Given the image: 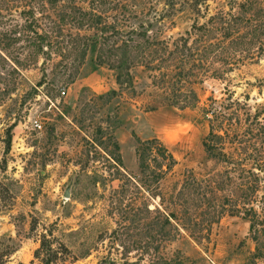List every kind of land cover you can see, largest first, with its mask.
I'll return each instance as SVG.
<instances>
[{
	"label": "rangeland",
	"instance_id": "rangeland-1",
	"mask_svg": "<svg viewBox=\"0 0 264 264\" xmlns=\"http://www.w3.org/2000/svg\"><path fill=\"white\" fill-rule=\"evenodd\" d=\"M218 3L0 0V264H264L252 261L242 211L248 198L264 225V51L217 76L197 68L186 82L195 97L179 107L143 62L118 83L105 44L83 58L59 45L93 33L81 13L92 7L97 26L115 17L117 36L168 39ZM31 21L51 46L35 60ZM148 139L141 164L137 141ZM219 207L200 242L169 224L158 237L155 222L169 211Z\"/></svg>",
	"mask_w": 264,
	"mask_h": 264
},
{
	"label": "trees",
	"instance_id": "trees-1",
	"mask_svg": "<svg viewBox=\"0 0 264 264\" xmlns=\"http://www.w3.org/2000/svg\"><path fill=\"white\" fill-rule=\"evenodd\" d=\"M205 1L203 0V2ZM93 10L92 7L90 10H83L81 13L86 15V27H95V29L99 27V31L94 29L91 34L76 33L60 40L63 42V44H59L61 47H68L66 53H72L83 58L90 46L96 45L99 49L101 44H105L104 59L109 67L115 69V78L118 83L122 82L121 76L124 74L127 76L126 69L128 67L143 62L144 65L156 71L154 77L161 85L160 88L164 90L167 103L179 107L189 105L191 99L195 97L194 90L187 86L186 82L192 81L191 78L194 79L197 68L204 72L210 71L214 76H217L224 69H231L233 65L245 59L258 58L264 51V0H220V3L204 20L192 22L182 33L168 39L117 36L119 35L117 31L119 26L113 20L115 17L106 22L105 26H97L101 19L99 18L100 15ZM28 11L32 12L22 8L18 13L24 14ZM32 23V21L28 22L27 25L32 30L30 45L32 57L35 60L39 53L45 52L47 55L46 49L50 45V40L45 30L42 33L37 32ZM81 24L83 25L84 22L80 18V24L77 23V28ZM107 30L109 32L105 33ZM60 46L55 45L54 47L60 48ZM147 49L157 53L156 58L145 57L144 52ZM99 55L101 54L99 53ZM150 58H154L155 62L149 63ZM215 135L219 136L218 134ZM150 140L137 141L138 146L140 145L137 153L138 156L140 154L141 164L143 163L146 143ZM209 146L205 144L206 150L211 149ZM217 150L221 153L219 147ZM209 151L215 153L213 150ZM161 155L172 160V156L166 148H164V154L161 153ZM165 164L167 165V163ZM187 184L188 182L184 180L177 190L176 196L179 201L185 199L184 188L188 187ZM245 200L244 204L247 206L243 205L242 211L243 216L248 220V230L254 241L253 250L250 252L254 262L256 257L264 258V244H259L257 236H255V233L260 235L259 232H264V225L261 224V228H257L256 211L252 205H249V199L245 198ZM231 208L233 210L230 211L237 213L240 211L236 205ZM221 212L220 207L219 210L212 208L207 212L200 211L196 215H191L185 209L178 213L169 211L163 215L162 219L157 218L155 222L158 227V237L162 236L160 229L165 224H169L174 233L178 231V228L185 229L194 241L200 242L203 237H208V225L215 221ZM159 257L163 263L167 262L165 258ZM110 264L112 263L110 262Z\"/></svg>",
	"mask_w": 264,
	"mask_h": 264
},
{
	"label": "water",
	"instance_id": "water-1",
	"mask_svg": "<svg viewBox=\"0 0 264 264\" xmlns=\"http://www.w3.org/2000/svg\"><path fill=\"white\" fill-rule=\"evenodd\" d=\"M64 196H68V188H65L64 192H63Z\"/></svg>",
	"mask_w": 264,
	"mask_h": 264
},
{
	"label": "built area",
	"instance_id": "built-area-1",
	"mask_svg": "<svg viewBox=\"0 0 264 264\" xmlns=\"http://www.w3.org/2000/svg\"><path fill=\"white\" fill-rule=\"evenodd\" d=\"M33 123H34V126H37V127L39 126V124L37 123V121H36V120H34V122H33Z\"/></svg>",
	"mask_w": 264,
	"mask_h": 264
}]
</instances>
